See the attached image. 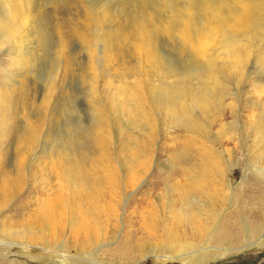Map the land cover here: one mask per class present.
<instances>
[{
  "label": "rangeland",
  "instance_id": "374dc122",
  "mask_svg": "<svg viewBox=\"0 0 264 264\" xmlns=\"http://www.w3.org/2000/svg\"><path fill=\"white\" fill-rule=\"evenodd\" d=\"M31 1L32 4L35 3L34 14L41 18L34 22L35 26L32 23L31 28L34 27L33 32L37 33H33L37 37L35 41L38 43L41 39L43 44L40 41V46L36 42L25 46L22 54L30 59V64L25 66L27 71H22V62L17 59L12 41H4L3 34L0 33V151L6 154L7 164L11 166L9 173L14 179V185L18 188L24 186L9 210L16 208L20 202H34L35 199L45 202L53 194H60L74 202L79 199L91 204L87 205L91 210L89 215L103 219L110 213L107 211L108 207L117 203L116 212L113 213L117 222L104 231L112 232L118 240L124 241L136 222H149L139 220L145 211L155 210V215H160L158 202L166 199L170 205L176 203V206L179 204L178 207L195 209L202 218V235L193 237L191 229L186 227L180 230L182 236H185L180 241L201 243L204 249H215L222 245L225 253L234 254L220 262H214L215 264H264V249L239 252L246 241L245 229L250 227L254 231L258 230L259 224L255 217L264 208V182L255 175L256 165L249 148L255 143V128L260 123L264 125V27L250 40L243 39L240 43L251 54L248 63L232 70L218 62L222 77L212 86L213 93L211 100H208L207 112L199 115L200 122L197 125L185 127L184 117L175 119L180 116V111L149 104L154 92L151 87L156 88L157 85L167 89L171 86L170 79L161 80L158 74L161 67L151 70L148 65H143L137 71L124 69L110 75L108 70L100 66L102 69L97 70L92 89L91 83H88L89 53L82 40L67 34L69 61L73 62L68 65L58 58L61 39L71 31L72 24L79 21V16L87 8L100 9L106 6L105 8L114 12L116 20L126 19L123 24L129 28L137 18L136 0H43V3L39 0L40 5L34 2L38 0ZM147 1L148 12L152 10L155 18L171 11L168 7L160 10L162 0ZM204 1L221 0H165L164 4H175L176 8L191 5L200 18L202 13L199 12V5ZM4 2L5 0H0V16L6 12ZM36 8H39V12ZM121 8L123 11L119 12ZM59 27L63 28L61 32L65 36L60 35ZM36 28L41 30L35 31ZM113 29L115 25L105 27L108 31ZM29 41L30 39L26 42ZM158 41L159 47L162 46L160 54L163 64L166 62L165 68L176 70L181 76L184 84L182 93L188 96L198 85L194 81L198 76L195 64L189 59L191 56L181 53L176 44L168 39L159 37ZM188 63L191 64L189 67ZM65 68L69 69L66 73ZM207 71L205 69L198 72L199 76ZM136 73L144 84L142 97L147 115L145 119L136 116L137 114L132 115L127 103L119 100L122 88L131 86L134 81L132 76ZM20 81L29 90L18 99ZM199 83H203L202 79ZM24 100L26 104L22 110L19 103ZM34 119L40 120L37 123L39 127L33 126ZM99 121L109 129L104 140H98L94 135ZM144 121L150 124L153 132L150 139L141 138L139 141L137 137L144 135L139 133L138 128L145 127L142 126ZM30 138L34 140L30 144L25 165L20 170L15 166L16 150L24 140ZM261 144L264 145V142ZM136 151L149 156L148 173L140 180L136 179L140 166V155ZM208 152L219 159L222 170L212 171L213 177L209 178L205 189L189 191L181 201L179 193L172 190L181 188L180 181H183L184 171L206 164ZM261 164L264 166V161ZM64 166L71 168L72 176L67 174ZM226 166L230 168L226 170ZM18 172L21 177H18ZM86 172L92 175L91 182L83 180ZM222 174L226 177L219 184ZM94 179L96 183H93ZM18 190L13 195H17ZM92 201L96 202L91 203ZM96 208L99 210H92ZM80 214V211H76L73 216L78 217ZM210 233L211 242L208 241ZM147 241L160 242L157 237ZM14 251L18 253L16 260L20 263L50 264L49 255L36 248L27 250L17 246ZM139 264L158 263L149 258Z\"/></svg>",
  "mask_w": 264,
  "mask_h": 264
},
{
  "label": "bare ground",
  "instance_id": "6f19581e",
  "mask_svg": "<svg viewBox=\"0 0 264 264\" xmlns=\"http://www.w3.org/2000/svg\"><path fill=\"white\" fill-rule=\"evenodd\" d=\"M164 1L162 0L160 5L158 4L159 8L160 10H164L167 7L171 8L170 13L160 18H155L152 10L150 13L148 12L147 0H136L135 12L137 18L134 19L136 21H133L134 23L129 28L124 25L126 19H124L125 21L116 20L114 12L105 8L106 6L104 5V8L100 9L87 8L84 11L85 13L79 16L80 19L77 18L79 21L74 24L71 23V31H68L66 36L61 32L62 27L57 28L60 31V35L65 36L63 40L61 39L58 58L64 63L68 64L70 62L66 40L67 34L70 36L74 35L82 40L89 53L87 68L90 82L88 83H91L92 89L97 70L102 69L100 66L108 70L110 75L119 73L124 69H130L132 72L137 68L140 70L143 65H148L151 70L161 67L160 73H158L161 80L170 79L169 84L171 86L167 87V89H163L164 86L160 88L157 85H155L156 88L151 87L154 92L149 104H158L174 111L177 110L176 112L180 111L178 112L180 116L175 119H183L184 117L183 123L185 127L190 124L197 125L200 122L199 115L208 110V100H211L213 93V90H211L213 89L212 86L220 81V77H222L218 62L225 64L232 70H236L250 60V52L244 44L240 45V43L243 39L245 41L250 40L263 29L264 0L204 1L203 4L201 2V5H199V12L202 13L200 18L194 13L195 11H193L191 5H187L184 8L181 7V9L176 8L175 4L168 3L169 5H166L167 2L164 4ZM34 2L38 4L39 0ZM79 3L81 4V2ZM3 4H5L4 10L6 12L0 16V33L3 34L4 41H12L17 59L22 62V67L19 66V68L21 67L22 71H27L25 66L30 64V59L24 53L23 55L22 52L25 46L31 44V42H36L40 46L41 39L38 43L35 41L36 36L34 37L33 35L34 27L31 28V26L33 25L32 23L41 20V18L39 19L36 16L37 14H34L33 4L35 3L32 4L31 0H5ZM77 8L79 10V7ZM121 11H123L122 8L119 12ZM109 24L115 25V29L111 31L105 30V27ZM33 26H35V23ZM37 29L39 28H36L35 31ZM42 33H45V31H42ZM159 37L172 41L181 53H188L191 56L189 59L191 58L192 63L196 66L198 78H195L194 81L198 82L197 89L192 90L188 96L182 93L184 84L181 82V76L176 70L172 71L165 68L164 64L166 62L163 64V58L160 54V47L162 48V46L159 47ZM28 38L30 41L26 42L29 40ZM41 43L43 44V41ZM83 44L82 46L84 47ZM72 62H70V65ZM189 65L191 64L188 63V67ZM67 68H65V73L69 70ZM205 69L208 71L199 76L198 72ZM132 77L134 78L133 83L130 87L124 86L122 88L123 92L119 100L127 103V108L132 115L137 114L136 116L145 119L147 115L146 110H144L142 97L144 84L138 73ZM200 79H202L203 83H199ZM18 84L20 88L17 94L18 99H20L21 96L23 97V93L29 89L26 88L23 81ZM28 94L30 93L28 92ZM128 101H131V103L128 104ZM19 104L20 109L24 108L25 100ZM178 106L181 108H178ZM38 121L40 120H33L34 127H39ZM143 125L145 127H139L138 130L141 135L147 137L138 136L139 141H141V138L150 139L149 137L153 132V128H151L149 123L144 121L142 122ZM107 131L109 129L99 121L94 133L95 138L104 140L108 136ZM33 140L34 138L26 139L18 146L15 154L16 168L22 170L24 167L29 148L31 147L30 144ZM253 140L255 143H252L249 148L256 165L254 166L255 175L261 182H264V166L261 164L264 161V145L261 144L262 141L264 142L263 124L260 123L255 128ZM136 145H139V143ZM139 155L140 166L136 172V179L142 178L148 173L149 156L142 152H138ZM10 168L11 166L6 161V154L0 151V218H2V221H0V264H23L16 260L18 253L14 250L17 246L27 250L36 248L48 254L50 264H139L149 258L155 260L158 264L167 262L213 264L234 255L225 253L222 245L215 249H204V245L201 243L180 241L185 237L182 236L180 230L186 227L191 229L193 237L202 235V218L199 217L198 212L193 208L178 207L179 204L176 206V203H171V205L173 204L171 207L170 202L166 199H161L158 202L160 215H155V210H147L144 216L139 219L143 222L148 220V223L136 222L133 228L129 223L132 229H130L124 241L118 240L112 232L107 233L104 231L105 228L110 229L117 222V218L113 214L116 212L117 203L108 207L107 211L110 213L103 219L92 218L89 215L91 210L87 205L91 204L84 203L79 199H75L77 202H74L72 199L61 197L60 194H53L45 202L39 199H35L34 202H20V205L10 211L11 203L24 188V186L18 188V186L14 185V179L11 178V173H9ZM229 168V166H226V170ZM64 170L69 176H72L71 168L65 167ZM218 170H222L219 159H215L208 152L206 164L200 165L198 168L189 169L188 172L184 171L183 181H180L181 188L171 190L172 192H178L182 201V198L189 191L205 189L209 178L213 177L212 171ZM222 175L223 177L219 179V184L226 177L224 174ZM18 177H21L19 172ZM91 177L92 175L86 172V175H83V180L91 182ZM105 181L107 183L106 178ZM93 183H96L95 179ZM16 190H18V194L13 195ZM93 202L95 203L96 201L91 203ZM92 210L98 211L99 208ZM76 211L81 213L78 217L73 216ZM167 213L169 214L167 215ZM110 219L113 221H110ZM255 219L258 220V230L254 231L250 227L245 229L246 241L243 242L242 249L239 252L243 251L244 253L246 251L264 249V208ZM155 237L159 238L160 242L147 241ZM211 240L212 233L208 234V241L211 242Z\"/></svg>",
  "mask_w": 264,
  "mask_h": 264
}]
</instances>
